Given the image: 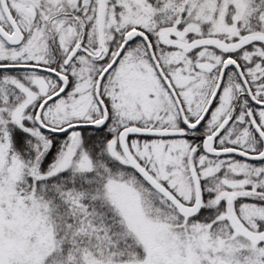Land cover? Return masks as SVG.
I'll return each instance as SVG.
<instances>
[{"label":"snow or ice","instance_id":"6c2138e0","mask_svg":"<svg viewBox=\"0 0 264 264\" xmlns=\"http://www.w3.org/2000/svg\"><path fill=\"white\" fill-rule=\"evenodd\" d=\"M0 264H264V0H0Z\"/></svg>","mask_w":264,"mask_h":264}]
</instances>
